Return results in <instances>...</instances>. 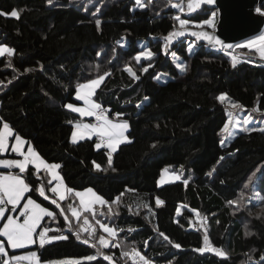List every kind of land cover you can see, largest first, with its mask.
<instances>
[{
	"label": "trees",
	"instance_id": "trees-1",
	"mask_svg": "<svg viewBox=\"0 0 264 264\" xmlns=\"http://www.w3.org/2000/svg\"><path fill=\"white\" fill-rule=\"evenodd\" d=\"M186 1L148 4L145 0L141 9L135 7V0H52L51 4L0 0V12L19 13L18 19L0 15V44L14 51L0 57V121L7 122L46 162L61 165L58 172L69 188H91L109 204L118 200L111 205L113 214L107 205L98 207L96 216L84 212L98 230L93 247L74 234L84 220L69 218L66 223L60 215L61 208L68 210L70 204L80 208L76 197L68 195L57 208L35 190L43 185L48 193L53 185L48 183L49 175L41 170L37 179L34 169L22 173L33 190L21 204L31 198L54 213L43 219L37 232L51 228L55 231L47 236L68 238L11 250L0 237L9 256L34 251L40 262H48L91 255L97 258L78 264H109L97 243L99 219L117 230L113 242L119 246L107 249L117 264H133L122 256L130 248L152 264H264V216L250 218L240 202L251 200L252 184L264 194V132H242L222 145L226 102L217 99L226 93L245 108L264 111V64L250 55L252 62L241 61L233 68L226 52L190 37L178 39L165 51V37L179 29L175 16L201 23L215 12V26L218 22L216 8L202 5L189 14ZM174 3L185 11L172 7ZM257 8L264 9V1ZM189 44L194 45L191 53ZM144 50L153 56L137 63L134 57ZM173 55L180 57L183 71L177 69ZM127 68L139 78L134 79ZM106 73L93 99L109 110V117L129 125L128 140L112 152L111 167L108 150L97 149L95 138L70 141L73 124L81 117L65 107L79 103L78 85ZM158 74L168 80L157 81ZM117 113L122 115L117 118ZM93 161L101 170L94 168ZM164 167L183 169V180L157 186ZM194 213L201 224L194 221ZM206 235L210 247L225 256L198 251L205 248ZM81 236L87 238L88 232Z\"/></svg>",
	"mask_w": 264,
	"mask_h": 264
},
{
	"label": "snow or ice",
	"instance_id": "snow-or-ice-1",
	"mask_svg": "<svg viewBox=\"0 0 264 264\" xmlns=\"http://www.w3.org/2000/svg\"><path fill=\"white\" fill-rule=\"evenodd\" d=\"M136 5L141 9L146 7L142 0H135ZM48 3L51 4L52 0H48ZM148 4L152 3V0H147ZM214 0H187L186 8L190 13L200 8L202 4H213ZM174 8H178L181 13L185 11V8L180 4H172ZM99 11V9H97ZM256 12L260 16H264V10L257 8ZM0 15L8 16L14 18H19V13L17 10H13L11 13H3L0 12ZM215 17L216 13H212V17L203 21V23L193 24L194 28H202L205 25L209 28L215 27ZM175 20L178 21L179 29L171 32L165 40L167 43L164 48L167 50L168 44L171 43L172 39L177 36H183L185 31L191 22L187 19H181L179 15L174 17ZM99 20H97V26L99 27ZM190 35L197 38V40H207L211 43L220 45L222 48H233V45L224 44L222 41L217 39L213 35H209L203 31H192L189 33ZM123 47V45H121ZM237 48H255L259 54L260 59L264 60V32H261L259 35L247 40L243 44L235 45ZM192 48L189 47V52L191 53ZM7 53L8 56H12L14 51L8 49L6 46L0 45V55ZM97 56H100V53L97 52ZM153 56V53L148 51H143L138 53L134 58L137 63H140L141 59L150 60ZM237 58L235 56L232 57V67L235 68L237 66ZM151 67L149 64L147 67L143 68V72H147L148 68ZM183 67H181V71H183ZM126 71L129 72L130 75L133 76L134 79H138L135 73L132 72L131 68H127ZM106 75H100L95 79H92L86 83L78 85L75 89V99L83 101L84 106L78 107L74 106L72 103H68L65 107L73 113H78L80 117H94L97 121L96 124H87V123H75L73 124V130L71 132V142L78 143L82 140L91 139L93 136H96L99 139V142L95 144L97 149H100L102 146L107 147L110 151L108 153V163L109 167L112 164V151L116 149V147L127 140V137L124 135L125 131L128 129L129 125L127 122H114L109 119L106 114V110L98 103H95L92 100L96 89L101 85V83L105 80ZM147 99V97L145 98ZM220 102H224L227 99V94L222 93L218 98ZM232 108H238L239 105L235 103H231ZM253 111H259L258 108L253 109ZM122 114L117 113L116 116L119 118ZM232 121V115L229 113V120L224 123L221 132H228L229 123ZM245 123L251 125V117L246 116L244 118ZM241 131H260L264 132V127H257L255 125L249 127L248 129L241 128ZM14 137V143L10 142V138ZM26 141H24L19 135H14L13 130L7 122H2V127H0V155L5 154L9 149L11 152L15 153L17 156L22 157V159H3L0 160V167L5 168H16L19 169L20 173H25L26 171H30L34 169L37 175V179H39V173L41 170L46 172L50 179L48 181L49 185L53 184V181H56V184L51 186L48 191L56 196V199H52L51 202L56 205L57 208H61V204L58 201H63L67 198L68 195H74L80 204V208L77 209L73 207V205H69V210L71 212V216L76 218L77 220L80 218L82 212H91L94 214L95 206L98 204L100 206H108L109 214H113V209L111 207L112 204H117L118 200H114L109 204L104 198L95 193L91 188H88L85 192L75 191L72 188H69L67 185L63 183L62 177L58 173V169L61 167L59 164H49L41 156L33 149L31 145H28L27 151L23 150ZM223 143V142H222ZM223 159V157H221ZM31 166V168H30ZM93 166L96 170H101V166L96 164L93 161ZM106 170V169H105ZM178 179V177H177ZM187 184V181H185ZM32 186L25 181V179L20 175H6L0 176V219H5L6 222L3 223V226L0 227V237H3L7 241V248L11 249H23L27 246L34 244L36 241L34 239V234L37 229L41 226V221L44 217H54L53 211H49L47 208L42 207L41 204L35 202L31 198H27V202L23 204L22 207H18L23 199H25V194L32 191ZM38 194L43 197L45 200L50 199V197L46 194L45 188L43 185L37 186L35 189ZM162 203L160 200H157V204ZM230 204H235V201H229ZM12 213H16L19 211L20 216L23 217V222H18V217L13 215H6L9 210ZM60 215L65 217V222L67 223L69 217L65 214L64 210L61 208ZM89 221L87 219L84 220V224L88 225ZM100 228L102 232L108 234L113 240L117 236V230L104 224L100 223ZM49 231H55V229L44 228L39 232V244L40 247H43L46 243H50L52 239L64 240L68 237L65 235H60L57 237L48 238L47 233ZM81 232H88L87 238H82ZM78 240H81L83 243L90 244V246L95 247L96 245L92 243L94 237V231L88 228H81L80 231L74 233ZM163 235V233H161ZM246 235H251V233L246 232ZM164 239H168L167 236H164ZM97 243L102 248L118 247L119 245L110 244V241L105 238L104 235L99 237ZM147 243V242H146ZM208 237L205 236V248H201L198 251L204 252L206 250H210L215 252L219 256H225V253L216 249L207 247ZM173 247L179 248L180 245L174 244ZM123 257H127L132 260L133 264H151L150 260L147 259L144 255H142L139 251L132 249L131 251H124L122 253ZM96 256H88L86 259L89 261L95 260ZM104 259L109 261V264H112V257L108 255H104ZM264 259V257H261ZM0 261L2 264H20L21 261H28L29 264H39V260L36 252H30L26 256H9L6 246L3 242H0ZM62 264H77L74 261H65Z\"/></svg>",
	"mask_w": 264,
	"mask_h": 264
},
{
	"label": "rangeland",
	"instance_id": "rangeland-1",
	"mask_svg": "<svg viewBox=\"0 0 264 264\" xmlns=\"http://www.w3.org/2000/svg\"><path fill=\"white\" fill-rule=\"evenodd\" d=\"M74 1H80V0H74ZM144 1L145 0H142V3H144ZM136 8H140L139 6H135ZM262 10H264V9H262ZM201 23H203V22H201ZM193 24H197V23H191L189 26H191L192 27V25ZM204 27H207L206 25L204 26ZM261 32H264V27H263V29H262V31ZM260 32V33H261ZM259 33V34H260ZM259 34H257V35H259ZM256 35V36H257ZM253 37H255V36H253ZM253 37H251V38H253ZM251 38H247V39H244V40H242V41H239V42H237V43H235V44H232L233 45V48H231V49H229V48H226L228 51H224V52H226V54L229 56V58L231 59V62H232V57L233 56H235L236 58H237V61L238 62H241V61H248V62H252L253 61V59H251L249 56L250 55H256V59L258 60V61H256L257 63H259V64H264V60H262V59H260V54H259V52L255 49V48H253V49H248V48H237V47H235V45H237V44H243L244 42H246L247 40H249V39H251ZM119 43L121 44V45H125V40H124V38L123 39H121L120 41H119ZM0 45H2V46H6L8 49H11L12 50V48H10L9 46H7L6 44H0ZM189 47H191L192 48V51L194 50V45L193 44H189L188 45V52H189ZM144 51H148V50H144ZM191 51V52H192ZM143 52V51H142ZM141 53V52H140ZM172 59H173V62H174V64L176 65V67H177V69L179 70V71H181V67H183V63H182V61H181V59H180V57H178V56H176V55H173L172 56ZM156 80L157 81H159V82H165V81H167L168 80V77L166 76V75H164V74H158L157 76H156ZM92 99H93V97H92ZM94 100V99H93ZM225 102H226V122L229 120V113H231V115H232V121L229 123V130H228V132H221V130H220V143L222 144V145H225L226 144V142L227 141H229V140H231L233 137H235L236 135H238L239 133H242V132H250V131H247V130H245V131H241L240 129L241 128H244V129H248L249 127H251V126H253V125H255V126H257V127H264V111H261V110H259V111H253V109H256L257 107H250V108H245V107H243V106H241V105H239L238 103H235V102H233V101H231L230 99H226L225 100ZM231 103H235V104H237V105H239L240 107H238V108H232L231 107ZM74 106H78V107H83L82 105H78V104H73ZM246 116H250L251 117V125H249V124H247V123H245V121H244V118L246 117ZM113 120V119H112ZM113 121H115V122H126V121H124L123 119H114ZM75 123H82V122H80V121H77V122H75ZM74 123V124H75ZM83 123H87V124H94V123H92V121L90 120H88V121H86L85 120V122H83ZM223 128V127H222ZM126 132H127V130L125 131V133H124V135L127 137V135H126ZM93 138V137H92ZM91 138V139H92ZM98 138H97V140H96V143H98ZM127 140H128V138H127ZM126 140V141H127ZM70 141H71V137H70ZM125 141V142H126ZM223 142V143H222ZM123 143V142H122ZM121 144V143H120ZM119 146V145H118ZM117 148V147H116ZM110 150L108 149V152H109ZM1 159H3V158H0V160ZM16 159V158H15ZM43 159V158H42ZM183 172H184V170L183 169H181V168H178V169H172L171 167H164L162 170H161V172H160V175L158 176V178H157V181H156V183H157V186H163V185H165V184H168V183H173V182H177V181H181V180H183ZM5 173H8V172H2L1 171V173H0V175H4ZM59 173V172H58ZM59 175L61 176V174L59 173ZM177 177H178V179H177ZM56 184V181H53V185H55ZM52 185V186H53ZM88 189V188H87ZM87 189H85V190H83V191H79V192H85ZM93 190V189H92ZM251 190V193H250V199L251 200H248V199H244L243 201H240L241 203H243L245 206H244V211L246 212V214H248V215H250V218L251 217H254V216H264V194H262V193H260L259 191H258V188H257V186L255 185V184H252V188L250 189ZM94 191V190H93ZM46 194L50 197V201L52 200V199H56V196H54V194L53 193H47L46 192ZM246 195V194H245ZM76 200L78 201V203H79V200L76 198ZM27 202V200L24 202V203H26ZM96 208H95V210L98 208V207H100V205H96L95 206ZM77 209H79V207H76ZM48 209V208H47ZM63 209V208H62ZM49 211H51L50 209H48ZM64 210V212H65V214L69 217V218H71V219H73L75 222H78V221H80V220H85V219H87L88 221H90L91 222V224H92V226H93V228H94V232H96V231H98V230H96V225H95V222H93V219H90L88 216H86L85 214H84V212H82L81 213V216H80V218L77 220L76 218H74V217H72L71 216V212H70V210L68 209H63ZM94 210V214L96 213V211ZM93 214V213H92ZM93 214V215H94ZM7 215H13V216H15V217H17V215H14V213H12L11 212V210L7 213ZM92 215V216H93ZM194 215V221L197 223V224H201V221H200V218L198 217V215H197V213H194L193 214ZM94 216H96V215H94ZM44 218H46V217H44ZM43 218V219H44ZM92 218H94V217H92ZM1 220V219H0ZM3 220V219H2ZM1 220V221H2ZM0 221V222H1ZM43 221V220H42ZM42 221H41V224H42ZM6 222V220L4 219L3 221H2V224H1V226L0 227H2L3 226V223H5ZM18 222H20L19 220H18ZM97 222H98V228H99V232L101 233V234H99L97 237H98V240H99V237L101 236V235H104L105 236V238L107 239V240H109L110 241V244H115L114 242H113V239L110 237V236H108V234H106V233H104V232H102V230H101V228H100V223H101V220H99V219H97ZM20 223H22V222H20ZM247 223H248V220L246 219L244 222H243V225L246 227V225H247ZM105 224V223H104ZM106 225H108L109 226V224H106ZM110 227H112V226H110ZM40 228V227H39ZM112 228H114V227H112ZM44 229V227H42V229L40 230V231H42ZM115 229V228H114ZM38 230V229H37ZM37 232V231H36ZM245 232H249V230L248 229H246V231ZM35 235V234H34ZM48 238H52V237H50V236H47ZM34 239H35V236H34ZM97 240V241H98ZM35 243L34 244H31V245H29V246H27L26 248H29V247H32V246H34L35 244H38V245H40L39 244V241L38 240H36L35 239ZM98 246L99 247H101L99 244H98ZM111 247V246H110ZM110 247H108V248H104L103 250H102V252L100 253V256H102L103 258H104V255H108V256H111L112 257V254H111V252L110 251H107V249H109ZM205 247H206V245H205ZM207 247H210V245L209 244H207ZM102 248V247H101ZM210 248H212V247H210ZM11 249V248H10ZM25 249V248H24ZM132 249H135V248H130L129 249V251H131ZM12 250H17V249H12ZM20 250V249H19ZM136 250V249H135ZM210 251V250H209ZM30 252H34V251H24V252H21V253H15V254H13V255H15V256H26V255H28ZM13 255H11V256H13ZM99 255V254H98ZM124 258H126V257H124ZM84 260H87L86 258H83V259H60V260H55V261H48V262H40L39 261V264H62V262H65V261H74V262H77V264L79 263V262H81V261H84ZM123 261H124V259H122ZM131 262H132V260L131 259H129ZM133 263V262H132ZM0 264H2V261H0ZM20 264H29V262L28 261H21L20 262ZM112 264H117V262L113 259V257H112ZM152 264V263H151Z\"/></svg>",
	"mask_w": 264,
	"mask_h": 264
},
{
	"label": "water",
	"instance_id": "water-1",
	"mask_svg": "<svg viewBox=\"0 0 264 264\" xmlns=\"http://www.w3.org/2000/svg\"><path fill=\"white\" fill-rule=\"evenodd\" d=\"M172 1L177 2L179 0ZM263 1L264 0H214L213 4H202L209 5L218 10L219 16L215 29L209 30L206 27L197 29L188 26L185 34L183 36L174 37L171 43L168 44V48H170L171 44L178 39L190 37L196 42L204 41L219 51H228L226 48H222L220 45L211 43L207 40H197L196 37L190 35L189 33L192 31H203L209 35L215 36L217 39L222 41V43L230 45L256 36L264 27V16H260L256 12V6L261 4ZM193 12L194 11L188 13L191 14Z\"/></svg>",
	"mask_w": 264,
	"mask_h": 264
},
{
	"label": "crops",
	"instance_id": "crops-1",
	"mask_svg": "<svg viewBox=\"0 0 264 264\" xmlns=\"http://www.w3.org/2000/svg\"><path fill=\"white\" fill-rule=\"evenodd\" d=\"M4 55H7V53H5V54H3V55H0V57L1 56H4ZM257 58V57H256ZM97 90V89H96ZM93 100V99H92ZM94 101V100H93ZM78 105H84L83 104V101H81V100H78ZM95 102V101H94ZM96 103V102H95ZM76 114H78V113H76ZM78 116H80L79 114H78ZM109 117V116H108ZM94 119V117H87V116H85V117H81V120H80V122H85V120L86 121H92ZM109 119H115V117L114 118H112V117H109ZM115 122V121H114ZM0 127H2V121H0ZM11 127V126H10ZM12 129V128H11ZM13 130V129H12ZM128 130V129H127ZM13 133H14V135H18V134H16L15 132H14V130H13ZM126 135H127V132H126ZM21 137V136H20ZM22 138V137H21ZM93 138H95L96 140H97V137L96 136H93ZM24 141H26L24 138H22ZM10 142L11 143H14V137H12V138H10ZM98 142H99V140H98ZM127 142V141H126ZM123 143H125V141L123 142ZM28 145H30L29 143H27V141H26V143H25V145H24V147H23V150L26 152L27 151V147H28ZM120 145V144H119ZM103 147V146H102ZM118 147V146H117ZM107 150H108V148L107 147H105ZM117 149V148H116ZM115 149V150H116ZM114 150V151H115ZM114 151H112V152H114ZM0 158H3V159H22V157H19V156H17L15 153H13V152H11V150L9 149L5 154H3V155H1V157ZM3 159H1V160H3ZM31 167V166H30ZM1 171L2 172H8V173H5L3 176H6V175H9V174H12V175H20L21 176V174L22 173H20L19 172V169H16V168H5V167H0V173H1ZM58 171V170H57ZM2 176V175H1ZM48 193H50V191H48ZM59 202V201H58ZM78 202V201H77ZM21 203H22V201H21ZM20 203V205L18 206V207H22L23 206V204H21ZM78 205H80L79 203H78ZM10 211V206H9V210H8V212ZM7 212V213H8ZM7 213H6V215H7ZM14 215H17V217L19 216V211H17L16 213H14ZM2 220V219H1ZM0 220V221H1ZM1 223V222H0ZM38 230H39V228H38ZM3 239H5V238H3ZM5 241H6V239H5ZM0 242H2V241H0ZM6 243H7V241H6ZM24 249V248H23ZM12 250V249H11ZM17 250H19V249H17Z\"/></svg>",
	"mask_w": 264,
	"mask_h": 264
},
{
	"label": "built area",
	"instance_id": "built-area-1",
	"mask_svg": "<svg viewBox=\"0 0 264 264\" xmlns=\"http://www.w3.org/2000/svg\"><path fill=\"white\" fill-rule=\"evenodd\" d=\"M102 107H103V106H102ZM103 108L106 110V114L108 115L109 110H108L106 107H103ZM92 123H94V124L97 123V121L95 120V118L92 120ZM0 157H1V155H0ZM0 176H1V175H0ZM18 220H19L20 222H23V217L20 216V214H19V216H18ZM82 227H83V228H88V229L92 230V226H91L90 224L85 225L84 222L82 223ZM34 236H35V239L39 241V232H36ZM46 244H47V243H46Z\"/></svg>",
	"mask_w": 264,
	"mask_h": 264
}]
</instances>
